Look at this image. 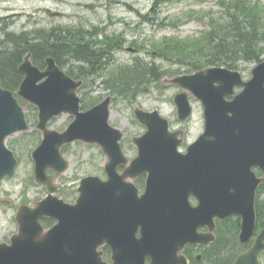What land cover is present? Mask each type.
Segmentation results:
<instances>
[{"label": "water", "instance_id": "obj_1", "mask_svg": "<svg viewBox=\"0 0 264 264\" xmlns=\"http://www.w3.org/2000/svg\"><path fill=\"white\" fill-rule=\"evenodd\" d=\"M46 63L47 69L40 71L33 65L31 54L27 55L20 68L25 79L18 95L39 110L37 129L44 139L32 156L35 180L47 186L49 196L34 208L20 207L16 217L19 231L10 244H0V264H103L96 250L101 245L112 246L116 257L122 255L120 247L124 246L134 258L152 257L153 264L178 263L173 260L177 253L187 244L200 240L194 234L193 224L201 210L187 209L189 212L184 210V214L180 208H187V204L172 207L168 200L175 192L190 193L198 188L209 193L207 198L212 195L220 201L224 193L235 189L237 193L231 194L235 200L236 194L237 198L248 197L239 183H251L253 166L264 168V62L252 71L253 77L247 83L241 81L238 72L221 69L174 81L183 89L191 90L206 107V132L186 156L177 152L183 131L170 133L168 120L158 111L150 113L137 108L135 116L148 131L134 139L139 156L130 166L119 144L123 133L109 122L111 97L82 112L77 91L83 82L70 78L54 59L48 58ZM237 85L244 86L245 90L233 102L226 101ZM175 102L179 119L187 120L191 115L188 94L178 95ZM65 113L75 118L66 131L48 128L49 121ZM29 128L24 108L12 93L0 88V180L12 177L18 164L14 153L7 148V138ZM75 141L102 147L108 157L109 180L83 179L79 199L69 205L54 196L57 191L54 181L69 168V162L62 156L63 147ZM121 165L128 166L123 176L117 173ZM48 170H54L55 175L48 176ZM144 173H149L150 178L146 192L139 196L128 180ZM209 203L212 201L200 209L223 206L224 214L243 215L242 236L249 240L255 223L254 189L249 203L253 211L250 218L249 213H244L247 206L242 209L243 203L238 200ZM44 218L56 219L59 223L45 230L41 224ZM138 230L141 231L139 239ZM262 252L264 244L259 241L236 264H259Z\"/></svg>", "mask_w": 264, "mask_h": 264}, {"label": "rangeland", "instance_id": "obj_2", "mask_svg": "<svg viewBox=\"0 0 264 264\" xmlns=\"http://www.w3.org/2000/svg\"><path fill=\"white\" fill-rule=\"evenodd\" d=\"M222 2L253 11L257 15L258 29H264V0H0V18L10 16L8 31L16 34L28 31L35 37L37 30L43 29L46 37L57 30L72 32L68 34L72 38L79 36L88 40V32L93 31L100 35L98 39L102 42H112L115 47L119 43V48L108 59L107 72L111 76L134 65L144 67L145 72L154 67L164 73L160 81L150 84L148 93L137 98L114 97L104 89L101 80H96L97 75L90 78L87 88L81 93L82 98L87 96L93 105L107 95L114 97L110 121L124 132V149L129 157L134 158L137 151L132 139L145 133V128L134 115L137 107L147 111L158 110L170 120L172 129H186L188 143L204 132L203 107L198 101H192L194 113L191 121L183 125L178 122L174 97L181 89L171 82L175 77L185 75L191 66L189 64L199 60L196 57L192 60L182 58L195 54L197 48L190 49L189 43H200L202 38L212 35L213 27L234 21ZM3 27L4 24L0 27V35ZM260 39L264 43L262 36ZM239 65L244 79L249 80L255 64L241 61ZM79 66L81 64L77 62H69L65 70L73 72ZM28 115L31 124L35 125L31 108ZM71 121V116L61 115L52 121V128L65 130ZM32 134H16L9 139V145L20 162L15 176L0 182V243L9 242L17 233L15 217L20 205L34 206L47 196V189L34 181L31 152L38 142ZM100 150L98 146L84 143L69 146L66 156L70 169L60 181H55L60 186L58 197L70 203L77 199L76 191L83 177L105 176L102 170L106 158Z\"/></svg>", "mask_w": 264, "mask_h": 264}, {"label": "trees", "instance_id": "obj_3", "mask_svg": "<svg viewBox=\"0 0 264 264\" xmlns=\"http://www.w3.org/2000/svg\"><path fill=\"white\" fill-rule=\"evenodd\" d=\"M172 2L173 0H164ZM182 1V0H177ZM221 5L226 8L228 14L234 21L228 25L219 24L213 27L215 30L208 38H202L200 43H189L190 49L197 48L194 55H184L192 60L194 57L199 60L191 65L186 73L195 72L205 67L223 66L229 69H238L239 62L260 63L264 57V29L257 26V15L248 11L245 7L240 8L232 3ZM238 14V15H237ZM244 17V18H242ZM72 32L57 31L43 36V30H38L35 37L28 35H14L12 42L15 44L14 54L0 53V82L8 89L15 90L20 82L16 71V65L21 57L28 51L33 52L36 62L44 57H54L61 66L70 59L75 60L81 66L73 72H69L74 78H89L97 75L102 78L105 87L116 97L137 98L148 93L150 84L160 81L164 73L156 68H149L145 72L144 67L134 65L129 69L121 71L114 76L107 72L108 59L119 48L112 42L100 41L98 33H89L88 40L84 37H70ZM77 35V34H76ZM76 38V39H75ZM183 54V53H182ZM63 60V61H62ZM65 61V62H64ZM152 78V79H150Z\"/></svg>", "mask_w": 264, "mask_h": 264}, {"label": "flooded vegetation", "instance_id": "obj_4", "mask_svg": "<svg viewBox=\"0 0 264 264\" xmlns=\"http://www.w3.org/2000/svg\"><path fill=\"white\" fill-rule=\"evenodd\" d=\"M9 17L0 18V23L5 25V27L2 28L5 33L2 34L3 37L0 39V50L8 45L9 34H6V32H8L9 29L6 27L8 25L6 22L10 23ZM8 55H10V53H8ZM255 171L259 177H262L260 171ZM147 178L148 176L144 175L135 180V184L140 192H142L145 188ZM258 198V219L256 224L257 232H255L257 235L260 234L264 228V195L258 196ZM190 202L193 206L198 205L195 197H191ZM214 221V229L208 227L207 222V226L205 225L198 230V232L202 234L203 240L207 241L206 244H193L186 246L182 257L184 262L188 264H233L236 258L252 248L254 239L245 246L241 245L240 240L238 239L237 241L234 240L237 244L236 248L225 247V244L228 245L230 240L228 241L224 236H231V231H239V217H229L227 220H225V222L215 218ZM53 224L54 222L52 220H48V226H52ZM227 225L228 228H225ZM121 250L127 251V247H121ZM100 251L102 252V259L106 264H141L139 257H129L127 253L123 256L115 257V259L118 260V262H115L112 246H104L100 248ZM234 256L235 258H233ZM173 263L176 264V262ZM145 264H151V259L147 257L145 259ZM261 264H264V255L261 256Z\"/></svg>", "mask_w": 264, "mask_h": 264}]
</instances>
